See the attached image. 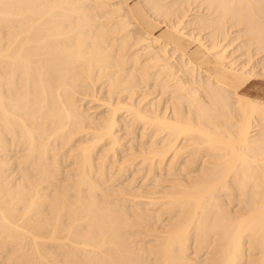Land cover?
<instances>
[{
  "label": "bare ground",
  "instance_id": "bare-ground-1",
  "mask_svg": "<svg viewBox=\"0 0 264 264\" xmlns=\"http://www.w3.org/2000/svg\"><path fill=\"white\" fill-rule=\"evenodd\" d=\"M163 1L0 0V264H264V97L246 91L264 79V0H176L169 22ZM190 1L216 14L195 23L209 44L183 31ZM140 9L204 53L156 35ZM228 21L260 63H239L223 44ZM100 81L104 102L88 94ZM85 93L106 106L98 124L79 103ZM122 93L129 100L115 101ZM124 111L127 136L148 132L141 161L156 181L134 192L109 185L110 162L131 160L117 155ZM79 134L90 140L68 150L65 182L56 146ZM12 147L24 151L19 181Z\"/></svg>",
  "mask_w": 264,
  "mask_h": 264
},
{
  "label": "rangeland",
  "instance_id": "rangeland-1",
  "mask_svg": "<svg viewBox=\"0 0 264 264\" xmlns=\"http://www.w3.org/2000/svg\"><path fill=\"white\" fill-rule=\"evenodd\" d=\"M137 1H139V0H131V5H133L134 3H136ZM162 1V0H161ZM169 1V2H168ZM176 0H164L163 1V3H167V4H165V6H166V8L167 9H169V10H167V11H169L167 14H166V16H163V17H161V19H163L164 18V20H167V22H169V21H171V18H172V20L173 21H176V14L175 13H173V10L178 6L177 4H174V2H175ZM193 1H190V2H186L187 3V7H188V10L190 9L191 10V12L192 13H190L189 11V16H188V18H187V20H186V23L184 24V28H183V31H187V34L188 33H190L192 30H193V32H191V33H194V34H197V35H199V30H200V35L201 36H203L204 37V41H206L207 43L206 44H209V43H211V40H210V37H209V32L208 31H210L209 29H207L206 31L205 30H201L200 29V25L198 26V24H195L196 22H198V20L200 19V18H203V19H207V17H209V19H211V18H213V16L215 17V15L216 14H214V13H212V11H209V9L206 7V6H204V9H205V13H204V11H203V8H201V7H199L200 5L197 3V2H194V6L197 8H194V6H193V3H192ZM186 3H184L183 4V9L184 10H186L187 9V7L185 8V4ZM190 3V4H189ZM169 4H173V6L171 5L170 7H167ZM192 4V5H191ZM191 6L193 7L192 9H191ZM199 7V9L201 10V14H200V12H198L199 11V9H198V7ZM203 7V6H202ZM171 8H172V10H171ZM195 9L197 10V12H195ZM141 10V13H142V17H143V20L140 18V15H139V18H140V20L142 21V23L144 24V23H148V15H146L145 13H144V11L142 10V9H140ZM172 11V14H171V11ZM194 11V12H193ZM208 11V12H207ZM212 13V16H211V14L210 13ZM194 13H196V14H194ZM199 14L201 15V16H199ZM170 15V16H169ZM172 15H174V17L172 16ZM193 15V16H192ZM207 17H206V16ZM146 16H147V18H146ZM199 16V17H198ZM165 17H167V18H165ZM174 18V19H173ZM190 18V19H189ZM197 18H198V20H197ZM146 19H147V21H146ZM189 20V21H188ZM193 20V22H191ZM134 21V20H133ZM229 22L230 23H232L231 21H228L227 22V25H228V27L230 26V24H229ZM188 24H189V26H188ZM145 25V24H144ZM191 25V26H190ZM193 25H194V27H193ZM156 26H158L155 30H154V33L156 34V35H158V34H160L161 32H163V31H165V30H168L169 28L167 27V25L166 24H162V23H159V22H156ZM191 27V28H190ZM193 27V28H192ZM199 27V28H198ZM232 27V26H231ZM231 27H229L228 29H229V35H228V37L231 35V33H230V31L232 30H230V28ZM240 26H238V28H239ZM195 28V29H194ZM236 28H237V26H236ZM235 27H234V30H232L231 32H232V36H230V38H228L227 37V39H228V41L227 42H225V41H223V44L224 45H226V43H227V46L228 47H230V46H232L231 48H229V51H230V49H232L230 52L231 53H233L234 54V56L238 59V61H239V63H244L243 61H247V60H250L251 61V63H252V61H253V59L255 58V61H253V63H255L256 62V58H257V63H260L261 61V58H262V53L264 54V52H262V53H258L256 50H255V48H254V46H250V47H246L245 46V41H243V40H245L246 38H247V36L244 34V32H242L241 33V28H240V30L238 29V31H237V29H236ZM194 30H195V32H194ZM236 31V32H235ZM206 32H207V34H208V36H206L207 34H206ZM235 32V33H234ZM241 33V34H240ZM179 33L177 32V34H175V33H173L172 31H168L167 32V36L170 38V36H176L177 37V39L178 40H180V38L179 37H182V36H180V35H178ZM245 36V38H244V36ZM179 36V37H178ZM236 36V37H235ZM239 36H242V38L241 37H239ZM205 37H206V40H205ZM232 37L234 38L233 40L234 41H231L232 40ZM209 38V39H208ZM237 38H239V40L237 39ZM184 39V38H183ZM226 39V40H227ZM209 40H210V42H209ZM232 42V44H231V42ZM225 42V43H224ZM230 44H229V43ZM244 42V43H243ZM237 43H239V45L237 44ZM241 43V44H240ZM241 45L243 46V47H241ZM234 47H236V48H238L237 50L239 51V52H237V50H236V48H234ZM191 50H193L194 48H198V50H199V52L197 53V56L195 57V59H197L201 54H203L204 53V49H202V45H201V47H200V44L198 43V42H196V43H194V45L192 44L191 45ZM251 48V49H250ZM253 48V49H252ZM235 50H236V52H237V54L239 55L238 57H237V54H235ZM241 50H242V52H241ZM252 51V53H250ZM257 52V53H256ZM190 53V52H189ZM191 55H195V52H194V50L190 53ZM248 54H249V56H248ZM253 54H255V55H253ZM245 55V56H244ZM260 55V56H259ZM252 56V58H249V57H251ZM256 56V57H255ZM258 56V57H257ZM246 60H245V59ZM263 58H264V56H263ZM262 58V61L264 60ZM243 59V60H242ZM242 61V62H241ZM264 62V61H263ZM260 67L258 66V69H259ZM104 81H100V83L98 84H96V88L94 87V88H92L93 86H91V87H89V88H91L92 89V91H90L89 90V92H88V94H91L92 95V92H94L93 90H95L96 92H97V96H99V99H101V100H99V101H105V99H108V97H109V95H110V88H109V84H108V82L107 81H105V83H103ZM151 82V84L149 85L148 84V87L150 86V88H147V90H145V92H147V93H151V94H153L152 95V97H150L151 96V94L149 95V99H154V97H156V95H159V89L158 88H155L154 86H153V84L152 83H154V81H150ZM261 82H263V83H261ZM252 83H254V84H252ZM107 84H108V86H107ZM251 84V85H250ZM257 84V85H256ZM152 85V86H151ZM250 85V86H249ZM249 86V87H248ZM248 86H247V88H246V91H247V93L248 94H250V95H252V96H255V97H258V98H262V97H264V79H260V80H253V81H251L249 84H248ZM98 87V88H97ZM101 87H103L102 89H101ZM88 88V89H89ZM152 88H155L154 90L152 89ZM87 89V90H88ZM98 89V90H97ZM151 89V90H150ZM105 90V91H104ZM150 90V91H149ZM100 93V94H99ZM155 93V94H154ZM142 94V92H139V95H137L138 97L140 96ZM86 95V93L85 94H83V95H80L79 96V98H81V100H80V102L79 103H82L81 104V107L83 106V108L84 109H87V110H85L84 112H87V116H89V118H88V121H92V123H95V124H98V122H100V120L102 119V117H104L107 113L106 112H108L107 111V109H106V106L103 104V102H99L98 100L96 101V100H94L92 97L93 96H89V95H87V97L85 96ZM122 95V96H121ZM127 95V94H126ZM124 93H122V94H120V95H117V94H115L114 95V99H115V101H118L120 98H122L124 101H128L129 100V97L128 96H126ZM82 96V97H81ZM84 96V97H83ZM124 97V98H123ZM158 98L160 97V95L159 96H157ZM157 97L155 98V99H157ZM165 97H167V96H165ZM85 98V99H84ZM90 98H92V99H90ZM127 98V99H126ZM83 99V100H82ZM87 99H89V100H87ZM140 98H138V100H139ZM149 99H147V100H149ZM262 99H264V98H262ZM85 100V101H84ZM147 100H146V102H147ZM94 101H96L95 103H94ZM93 102V103H92ZM91 104H92V106H91ZM100 104V105H99ZM99 105V106H98ZM98 106V107H97ZM99 107H102V108H99ZM97 108V109H96ZM84 109H82V110H84ZM94 109H95V112H94ZM126 113V114H125ZM89 114V115H88ZM120 115V118L122 119L121 120V125L123 126H120V128H119V130L120 129H122V130H120V131H118V134L120 135V137H121V141H120V144L121 143H123V146H122V144L121 145H119L120 147H118V149L119 150H117L118 151V153H117V155L118 154H120L119 155V158L121 157V161L122 160H127L128 158H131V160L129 161V159H128V161H125L126 163H127V166H126V164H125V162H121V164L120 165H125V169L123 170V169H121L120 170V168H119V164H117V163H113V162H110V164H109V166H108V168H109V170H108V172L110 173H108V176H110V178H111V183L109 182V185L111 186H117V187H119V188H132L131 189V191L132 192H134V191H138V190H141V188L143 189L144 187L145 188H148V186L147 185H149V187L151 188V187H153L154 186V184H156V181H155V177H154V175L152 174V173H150L149 172V168L147 169L148 170V172H147V170H146V166L144 165V164H142V161L141 160H143V158H142V156H141V154L143 153L142 151L143 150H148V149H150L149 147H150V138L148 139V132H146V131H143V129L142 128H140V125H139V130H138V128L136 127V129H135V127H134V129L132 130V128H131V130L132 131H134V132H136V133H134L133 135L134 136H136V137H133L132 135L130 136H127L128 135V133H127V130L124 128V125L125 124H127V122H128V124H129V122H131L132 120H130L129 118H130V116L128 115V113L127 112H122L121 114H119ZM124 115V116H123ZM128 115V116H127ZM100 116V117H99ZM91 117V118H90ZM95 117V118H94ZM98 117V118H97ZM125 117V118H124ZM99 119V120H98ZM93 120H94V122H93ZM96 120H98V121H96ZM128 120V121H127ZM125 121H127L126 123H125ZM89 122V123H90ZM141 130V131H140ZM124 131H126V132H124ZM138 132V133H137ZM144 132V133H143ZM145 134V135H144ZM83 136H84V138H83ZM83 136H81V134H79V136H77L76 137V139L75 140H72V142L69 144V143H67L66 145L65 144H62L61 142H59V143H61V145L58 143V145L56 146L57 148H59V149H57V150H59V151H57V154H59V153H63L64 152V154H62L61 156H60V161H61V169H62V174H61V178L65 181V182H68V180H66V175L68 174V170H69V173H71V170H72V164L70 165V163H71V158H70V153H71V150H72V148H75L76 146H78V144H80L81 142H83V141H86V139L88 140L89 138L88 137H90L89 136V134L88 135H86V134H83ZM123 136H124V138H123ZM142 137V138H141ZM143 137H144V139H143ZM127 138V139H126ZM139 138V139H138ZM148 139V140H146V139ZM78 139V140H77ZM77 140V141H76ZM90 140V139H89ZM123 140V141H122ZM76 141V142H75ZM124 141H125V143H124ZM147 141V142H146ZM131 143L133 144V146H134V148H133V146L131 145ZM71 144H73L72 146H71ZM125 144V145H124ZM74 145H75V147H74ZM137 145V146H136ZM67 146V147H66ZM131 146V147H130ZM147 146H148V149H147ZM60 147L62 148L63 147V149H60ZM101 147V146H100ZM107 146L105 145V147L104 146H102V148L101 149H99V151H98V154H97V156L98 157H100V154H103V150L106 148ZM125 147V148H124ZM137 147H138V149H137ZM66 148H67V150H66ZM20 149V148H19ZM71 149V150H70ZM136 149H137V151H136ZM14 148L12 147V149L11 150H9L8 151V153H6V155L7 156H5L6 157V159L8 160L9 158H10V160H9V162L11 163V168L9 169L10 170V173H12V171H14L12 174H11V178L12 179H16L17 178V180L19 181L20 180V178H21V173H22V171H23V169H24V166H22L21 167V165L19 164V162L20 161H22V159H20V157L22 156V154H24V151L23 150H18V148H16L14 151ZM62 150V151H61ZM70 151V153H68L69 151ZM135 152H134V151ZM12 151V152H11ZM20 151V152H19ZM66 151V152H65ZM103 151V152H102ZM137 152V153H136ZM56 153V152H55ZM67 153V154H66ZM129 153V154H128ZM124 154V155H123ZM139 155L138 156V158L140 159H137V156L136 155ZM60 155V154H59ZM19 158H18V157ZM62 156H64L63 157V159H61L62 158ZM13 157H14V159H13ZM16 157V158H15ZM55 157H58V156H54L53 158H55ZM65 157H66V160H64L65 159ZM125 157V158H124ZM135 158V161H136V159H137V161L138 162H133L132 164L133 165H131V164H129V162H132L133 160H132V158ZM15 160V161H14ZM66 161V162H65ZM68 162H69V164H68ZM117 164V166L115 167V165ZM136 164V166H134ZM65 165V166H64ZM112 165H114V167H112ZM128 165H129V167H128ZM144 167H143V166ZM14 168H13V167ZM17 166V168L15 169V167ZM138 166H139V170H138ZM142 167V169H140L141 167ZM63 167H64V169H63ZM13 168V169H12ZM19 168L21 169V171L19 170ZM112 170H111V169ZM113 168H115V169H113ZM126 168H127V171H126ZM145 168V169H144ZM19 170V171H18ZM64 170H65V172H64ZM117 170V171H116ZM137 170H138V172H137ZM111 171V172H110ZM135 171V172H134ZM123 172H125V173H123ZM140 172H142V173H140ZM132 173V174H131ZM136 173H138V175H136ZM140 173V174H139ZM19 174V175H18ZM148 174L149 175H151L153 178H151L150 176H148ZM17 175V176H16ZM119 175H121V176H119ZM127 175L129 176V177H127ZM15 176V177H14ZM136 176V177H135ZM142 176H143V178H142ZM115 177V178H114ZM149 177L151 178L150 180H149ZM117 178V179H116ZM124 178V179H123ZM146 179V181H145V179ZM113 179L114 180H116V182L114 181L113 182ZM130 179V180H129ZM153 179H154V181H153ZM160 179H162V178H160ZM17 180H14V181H17ZM127 180H128V182H127ZM134 180H135V182H134ZM126 181V182H125ZM119 182V183H118ZM143 183H144V186H143ZM124 184V185H123ZM130 186H129V185ZM137 184V185H136ZM143 187H142V186ZM161 185H163V184H161ZM165 185V184H164ZM137 187V188H136ZM106 188V187H105ZM106 191V190H105ZM131 197V198H130ZM134 198L132 197V196H129L128 197V200H130L129 202H127V205H126V202H123L122 204L124 205V207L125 208H127L128 207V205H131V206H129L127 209L128 210H133L134 209V207H133V203L135 204V202H137V201H135V200H133ZM129 203V204H128ZM127 206V207H126ZM130 235H131V233H129ZM137 234H135L133 237H136V238H138L137 236H136ZM140 238V237H139ZM203 257L204 256H202L201 258L203 259ZM2 261V259H0V263H2L1 262Z\"/></svg>",
  "mask_w": 264,
  "mask_h": 264
},
{
  "label": "crops",
  "instance_id": "crops-1",
  "mask_svg": "<svg viewBox=\"0 0 264 264\" xmlns=\"http://www.w3.org/2000/svg\"><path fill=\"white\" fill-rule=\"evenodd\" d=\"M146 18H147V16H146ZM149 21H148V23H144L145 25H151V30H152V32H154V30L158 27V26H156V23H154L152 20H150V18L148 17L147 18ZM147 19H146V21H147ZM143 20V19H142ZM169 30H165V31H163V32H161L160 34H158V35H161L162 37H164L166 40H169V41H171L172 43H174V44H177V45H179V46H181V47H183L187 52L189 51V52H192L191 51V48H190V46H188L185 42H184V39H183V37H179L180 38V40H178L177 42H175V41H173V40H171L168 36H167V32H168ZM261 83H263V82H261ZM252 84H254V83H252ZM251 85V84H250ZM249 85V86H250ZM257 85V84H256ZM248 86V87H249Z\"/></svg>",
  "mask_w": 264,
  "mask_h": 264
}]
</instances>
